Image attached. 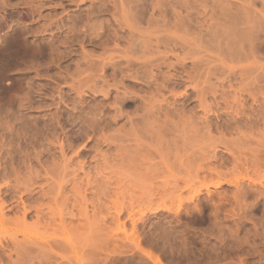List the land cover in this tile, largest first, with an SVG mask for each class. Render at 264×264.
Masks as SVG:
<instances>
[{"label":"rangeland","instance_id":"374dc122","mask_svg":"<svg viewBox=\"0 0 264 264\" xmlns=\"http://www.w3.org/2000/svg\"><path fill=\"white\" fill-rule=\"evenodd\" d=\"M99 1L0 0V264H264V0Z\"/></svg>","mask_w":264,"mask_h":264},{"label":"bare ground","instance_id":"6f19581e","mask_svg":"<svg viewBox=\"0 0 264 264\" xmlns=\"http://www.w3.org/2000/svg\"><path fill=\"white\" fill-rule=\"evenodd\" d=\"M101 1V0H100ZM99 1V2H100ZM114 1V0H113ZM102 2H105V0H102L101 1V5H104V3H102ZM38 3H40L39 1H38ZM41 4V3H40ZM99 4V3H98ZM41 6H43V5H41ZM116 6V5H115ZM38 7V6H37ZM102 7V6H101ZM36 8V7H35ZM42 8V7H41ZM100 9V8H99ZM34 11V10H33ZM36 11V10H35ZM34 11V12H35ZM38 11V10H37ZM39 12V11H38ZM37 12V14H39ZM33 13V12H32ZM123 15H125V14H123ZM87 17H89V18H87L88 20H92V18L90 17V16H87ZM112 18H114V17H112ZM124 19V20H123ZM122 20H123V23L125 24L126 23V21H125V18L123 17L122 18ZM119 22V21H118ZM88 23H90V21H87V25H88ZM84 24H86V22L84 23ZM115 24H118V23H115ZM120 24H122V21H120L119 22V26H121L122 27V25H120ZM87 25H85V28L84 27H82V29L84 28V30H86V28H88L87 27ZM126 25V24H125ZM79 26V25H78ZM127 26V25H126ZM79 27H81V26H79ZM109 27V26H108ZM72 28H74V27H72ZM91 28V27H90ZM38 29V28H37ZM40 29H41V27H40ZM26 30H29V29H27L26 28ZM39 30V29H38ZM37 30V31H38ZM44 29H42V31H43ZM70 31H72L71 30V27H70V29H69ZM79 30L81 31V28H79ZM79 30H76L77 31V33H79L80 31ZM84 30H82L81 31V33H79V34H83V33H85V32H83ZM89 30H91V29H89ZM76 31L74 32V31H72V33H76ZM41 32V31H40ZM88 32V31H87ZM89 32H91V31H89ZM71 33V34H72ZM94 33V32H93ZM92 33V34H93ZM101 33V32H100ZM100 33H96L95 35H97L96 37L97 38H95V39H98V40H100L99 38H98V35L100 34ZM103 33V32H102ZM114 33V32H113ZM124 33V32H123ZM35 34H36V32H35ZM87 34H89V33H87ZM87 34L85 35H83V37L84 36H87ZM72 35H74V36H77V35H75V34H72ZM101 35V34H100ZM12 36V35H11ZM90 36V35H89ZM93 36L94 35H92V37L91 38H93ZM102 36V35H101ZM71 37H73V36H71ZM100 37V36H99ZM117 37V36H116ZM115 37V38H116ZM11 39L8 41V40H6V42L7 43H5V45L3 46V48L1 49L0 48V81L2 82V81H4L6 84H5V86H3V88H2V91L1 92H9V90L12 88V84H13V81H11V80H13L12 78H13V76H11V75H9L8 73H9V71L13 68V66H15L14 64H16V61H18V60H21V58H25L26 56H28V52H30L29 50H31V49H29L28 47H26V45H24L23 44V42L21 41V40H19V37L18 36H13V37H10ZM38 38V37H37ZM76 38V37H75ZM88 38H90V37H88ZM118 38H119V36H118ZM72 39V38H71ZM91 40V39H90ZM97 40V41H98ZM22 43H21V42ZM96 41V40H95ZM94 41V42H95ZM66 42V41H65ZM100 42V41H99ZM107 42V41H106ZM71 43V42H70ZM130 44V43H129ZM96 45V44H95ZM101 45V44H100ZM104 45V44H103ZM103 45H101V46H103ZM115 46H117V44H114V47ZM81 47V46H80ZM97 47V46H96ZM96 47H94V48H96ZM104 47H106V45L104 46ZM104 47H102L104 50H106ZM114 47H113V50H115L114 49ZM116 48V47H115ZM118 48L119 47H117L116 49L118 50ZM102 49V52L104 51ZM112 49V48H111ZM110 49V50H111ZM121 49H123V48H121ZM121 49H119L118 51H110V52H113V53H115L116 52V54H118V52L121 50ZM126 49V48H125ZM109 50H107L106 52H108ZM124 51H126V50H124ZM124 51H123V53H124ZM102 52H100V53H102ZM105 52V51H104ZM122 51H120L119 53H121ZM92 53V52H91ZM126 53V52H125ZM27 54V55H26ZM82 54V53H81ZM102 54H104V53H102ZM106 54V53H105ZM108 54V53H107ZM106 54V55H107ZM26 55V56H25ZM68 55H70V53L68 54ZM80 55V54H79ZM83 55V54H82ZM89 55V54H88ZM95 55V54H94ZM122 55V54H121ZM123 55H125V54H123ZM179 55V54H178ZM89 56H91V54L89 55ZM104 56V55H103ZM109 56H111V55H109ZM182 56H184V55H182ZM187 56V55H186ZM189 56V55H188ZM118 57V56H117ZM83 59L85 58V57H82ZM91 58V57H90ZM95 58V57H94ZM101 58H103V57H101ZM108 58V57H107ZM110 58H114V56H112V57H110ZM69 59V58H68ZM88 59V58H87ZM184 59V58H183ZM185 59H186V57H185ZM84 60H86V58L84 59ZM90 60H92V59H90ZM103 60V59H102ZM101 60V61H102ZM112 60V59H111ZM116 60H120V58L119 59H116ZM93 61V60H92ZM89 62V64L90 63H92L91 64V66H90V70H92L91 69V67L92 66H96V65H93V62ZM128 61V60H127ZM108 62H110V60L108 61ZM113 63H112V65H114V62H116V63H118V61H112ZM121 63H122V61H120ZM19 63V62H18ZM86 63H88V62H86ZM86 63H85V65H86ZM97 63H99L98 65H100L101 63L100 62H97ZM111 63V62H110ZM115 63V64H116ZM120 63V64H121ZM78 64V66H80L79 65V63H77ZM82 64V63H81ZM96 64V63H95ZM108 64V63H107ZM84 65V64H83ZM119 65V64H118ZM77 66V67H78ZM88 66V65H87ZM106 66V65H105ZM116 66V65H115ZM119 66H121V65H119ZM128 66V65H127ZM77 67H75V68H77ZM86 67V66H85ZM99 66H96V67H92V68H98ZM108 67V66H107ZM110 68H115V67H111V66H109ZM117 67V66H116ZM129 67V66H128ZM128 67H127V69L126 70H128ZM121 68V67H120ZM157 68V67H156ZM16 69V68H15ZM87 69V68H86ZM86 69H84V70H86ZM101 68H98V70L100 71V72H102L101 70H100ZM130 69V68H129ZM138 69H140V67L138 68ZM89 70V69H88ZM102 70H104V69H102ZM107 70V69H106ZM117 70V69H116ZM119 70H121V69H119ZM124 70V69H123ZM123 70H121V72L120 71H116V72H120V73H122L123 74ZM12 71V70H11ZM78 71H80L81 72V70L79 69ZM97 71V70H96ZM98 71V72H99ZM105 71V70H104ZM135 71V70H134ZM83 73L85 72V73H88V71H82ZM113 72H114V70H113ZM127 72V71H126ZM131 72V71H130ZM136 72V71H135ZM82 73V74H83ZM81 74V75H82ZM135 74V73H134ZM133 74V76H135ZM80 75V76H81ZM84 75V74H83ZM93 75H94V73H93ZM132 75V74H131ZM78 76V75H77ZM88 76H90V75H88ZM86 77V76H85ZM78 80V79H77ZM80 82L81 81H79L78 82V84H80ZM14 83H15V80H14ZM1 84V83H0ZM7 85H9V86H7ZM105 86H107L106 84H105ZM110 87H112V86H110ZM84 88V87H83ZM91 89V88H90ZM89 89V90H90ZM94 89H96V87L94 88ZM107 89H105V91H106ZM80 91V90H79ZM92 91V90H91ZM102 92H103V90H102ZM109 92V91H108ZM107 92V93H108ZM106 93V92H105ZM6 94H8V93H6ZM261 117V116H260ZM262 117H264V116H262ZM262 117H261V119H262ZM245 120V119H244ZM233 121H234V119H233ZM263 122H262V124H263V131H261V129H260V131L261 132H259L261 135H259L260 136V139H258V141H255V143H256V145H257V143H258V150H257V148H256V150H251V152H252V155H251V163L254 165V166H257L258 165V181H259V184H261V179H264V133H262V132H264V120H262ZM246 122H249V121H247L246 120ZM245 122V123H246ZM234 123V122H233ZM250 123H247V125H249ZM237 125V124H236ZM229 126V125H228ZM246 126V125H245ZM251 125H249L248 127H250ZM248 127H247V129H248ZM232 128V127H231ZM236 128H238V127H236ZM241 128H243V125H242V127ZM253 128V126H251V128H249V131H251L250 129H252ZM245 131H246V129H245ZM249 133V132H248ZM251 133V132H250ZM249 133V135L248 136H246L245 135V133L244 132H237V135H241L242 136V138H244L245 140L246 139H248V140H251V139H253V140H255V139H257V138H255V136H253V134L251 133L250 134ZM258 133V134H259ZM247 134V133H246ZM240 136V137H241ZM253 136V137H252ZM258 136V137H259ZM255 138V139H254ZM240 139V138H239ZM243 139V140H244ZM225 148H228V147H226V146H224ZM256 147V146H255ZM231 148H228V149H226V151L230 154V156L231 157H234V154L232 153V149L230 150ZM215 151V150H214ZM248 151H250V150H248ZM212 152V151H211ZM237 153H238V151H237ZM256 153L258 154V155H256ZM242 154V153H241ZM209 155V154H208ZM244 155V154H243ZM246 155V154H245ZM248 155V154H247ZM213 157H214V153H213V155H212ZM216 156V155H215ZM237 155H235V157L233 158V160H231L232 162H233V164H234V166H233V168L234 167H236L238 164H241V167L242 168H244V170L246 171V169L248 168V167H246V164H242V162H247V160L245 159V161L243 160L242 162H241V160H240V158H243V157H236ZM211 157V156H210ZM246 156H244V158H245ZM243 158V159H244ZM204 166H208V164L207 165H204ZM238 166H240V165H238ZM254 168H256V167H254ZM257 168H256V170H257ZM201 169V168H200ZM203 169H205V168H203ZM208 169V168H207ZM235 169V168H234ZM262 169V170H261ZM243 170V171H244ZM249 170V169H248ZM205 171H207V170H205ZM208 171H210V174L209 175H213V173H214V175H215V183H211L212 184V187L213 188H217V187H219L222 183H224V182H226V177H225V175L226 174H223V173H220V171H219V169L218 170H216L215 168H213V170L211 169V170H208ZM227 171V170H226ZM230 171H231V169H230ZM235 171H238V170H235ZM204 172V171H203ZM222 172V171H221ZM249 172V171H248ZM253 172V171H252ZM206 173V172H205ZM231 173V172H230ZM240 173V172H239ZM238 173V174H239ZM255 173V172H254ZM204 174V173H203ZM242 174V173H241ZM246 175H247V173H245ZM208 175V176H209ZM233 175H235L234 173H233ZM232 175V176H233ZM206 176V175H205ZM228 176H230V175H228ZM240 176V175H239ZM242 176V175H241ZM256 176V175H255ZM195 177H197V176H195ZM210 177V176H209ZM234 177V176H233ZM245 177V176H244ZM243 177V178H244ZM198 178V177H197ZM212 178V177H211ZM210 178V179H211ZM240 179H241V177H239ZM238 178V179H239ZM202 179V178H201ZM229 179H232V178H230L229 177ZM234 179H236V178H233V180ZM247 179V178H246ZM249 179V178H248ZM197 180V179H196ZM204 180V179H203ZM228 180V179H227ZM252 180V179H251ZM251 180L249 181V182H251ZM242 181V180H241ZM244 181V180H243ZM247 181V180H246ZM255 181V180H254ZM263 182V181H262ZM228 183V182H227ZM230 183H231V181H230ZM229 183V184H230ZM233 183V182H232ZM231 183V184H232ZM234 183H235V186H240V184L238 183V182H235L234 181ZM248 183V182H247ZM246 183V184H247ZM257 183V182H256ZM230 184V185H231ZM244 184V183H243ZM232 185H234V184H232ZM261 186V185H260ZM263 186V185H262ZM240 188V187H239ZM204 189H206V191L207 192H209V189L207 188V187H205ZM200 193V192H199ZM208 194V193H207ZM196 195V194H195ZM198 195V194H197ZM196 197V196H195ZM195 197L193 198V197H191V199L190 200H192V199H195ZM2 207H0V227H4V222L5 221H3L4 220V217H5V214H4V212H2L3 210L1 209ZM2 228H0V229H2ZM2 232V231H1ZM23 234H21V235H23V238H27V239H30L31 241H34V243L33 244H37L38 246L40 245H42L43 247H47V248H51V247H53L54 245H53V242H52V239L50 238V236H48V235H43V234H39L38 232H27V231H23L22 232ZM16 235V234H15ZM17 236V235H16ZM22 237V236H21ZM129 237V236H128ZM22 238V239H23ZM128 239V238H127ZM25 240V239H24ZM135 240V239H134ZM15 241H16V239H15ZM53 241H54V239H53ZM57 242H59V241H57L56 240V244H57ZM136 242V241H135ZM134 242V243H135ZM16 243H17V241H16ZM69 243V242H68ZM134 245H138L139 246V244L137 243V244H134ZM41 246V247H42ZM40 247V248H41ZM53 249V248H52ZM147 256V258L149 259V260H154V258H156V257H154V258H152V256H150V255H146ZM155 262H157L158 263V259H156V260H154ZM79 263V262H78ZM80 264H81V262H80Z\"/></svg>","mask_w":264,"mask_h":264}]
</instances>
